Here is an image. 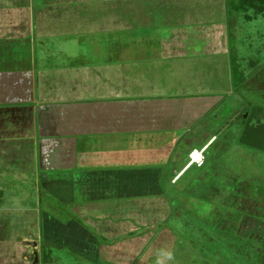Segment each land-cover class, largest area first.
Segmentation results:
<instances>
[{"label": "rangeland", "instance_id": "obj_1", "mask_svg": "<svg viewBox=\"0 0 264 264\" xmlns=\"http://www.w3.org/2000/svg\"><path fill=\"white\" fill-rule=\"evenodd\" d=\"M56 1L0 0L2 8L21 9V14L17 15L0 13L3 25L0 43L17 38L36 41L35 94L39 100H44L37 107L38 125L35 131L12 125L0 130V188L4 193L0 201V253L3 257L6 253L11 260L13 258L5 263L27 264L28 261V264H33L30 249L23 248L20 238L14 236L28 235L29 228H36L28 220L35 221L38 214L49 209L59 215L56 217L86 219V225L97 234L101 246L100 257L94 262L66 247L47 250L48 257L61 258V263L54 264H264V11L248 9L247 13L254 15L250 21L246 19V11H234L231 15V61L228 71L217 67L212 56L206 60L200 58L201 45L205 42L200 37L189 40L192 45L187 48L190 56L196 58L173 65L171 60L163 58L156 62L131 64L129 56H133L132 49L129 52L128 47L119 46L105 32L81 34V38L76 34L60 36L54 31L61 29L58 26L68 24L72 27L69 32L77 33L88 24L83 15L97 17L101 23L104 20L102 14L113 11V8L94 5L92 12L83 5L76 13L63 18L72 19L63 20L55 19L60 10L52 7ZM49 2L48 14L38 16V9ZM74 3L78 2L67 5L71 8ZM114 11L120 23L123 17L122 0L116 1ZM80 18L83 20L77 23ZM45 19L48 24L49 21L51 23L48 25L49 48L45 49L47 57L44 55L46 59L43 60L38 49L43 41L40 31ZM17 22L19 27L24 28L21 36L14 28ZM51 24L57 26L54 28ZM114 32L122 42L124 31L118 29ZM79 40L80 45L74 46V42ZM68 43L73 46L61 47ZM89 51L99 57L100 63L106 58L121 62L109 74L99 68L103 74L99 90L89 84L78 69L86 65L83 54ZM28 52L26 50V55ZM136 52L137 48L135 55ZM197 52L200 53L196 55ZM232 59L237 61L245 75L240 85L233 82ZM62 66H69V69L61 70ZM159 66L160 70H157ZM42 68H46L45 74H41ZM206 88L213 91L210 93H219L223 99L204 118L201 116L199 123L207 117V127L201 123L195 132H187L186 141L190 138L191 142L186 144L185 151L189 155L194 149L203 150L192 148V145L200 147L203 142L198 140L204 139L206 133L208 136L215 133L209 144L214 142L208 150H204L206 159L212 158V168L208 173L201 174L200 168L193 166L176 184L171 185L169 179H163V187L160 186L159 191L145 189L146 192H142L135 188L127 190L124 195L107 192L103 197L99 195L91 200L81 192L82 185L79 184L76 192H70L69 198L65 193L46 189L47 185L43 183L46 176L51 178L65 172H70V177H79L82 184L87 177L84 173L87 168H62L61 159L54 152L50 154L51 145L53 148L58 146L56 141L60 136L57 128H41V110L43 114L47 110L56 113L58 104L64 101L94 99L98 94H103L106 99H129V95L153 97L160 93H191ZM64 109H68V103ZM248 126L263 133L256 141L248 139L254 142V147L238 142V133ZM35 136L37 153L29 150L33 145L30 139ZM131 138L118 131L96 130L93 134L78 135L73 139L79 142L80 153L89 154L90 161L99 167L104 164L115 167L129 162L131 165L148 159L149 162L160 156L157 153L145 154L144 144L133 143ZM62 146L59 143V147ZM49 165L53 169H49ZM241 212L257 216L244 219ZM40 241L44 244L43 236ZM25 254L30 259H24ZM46 260L43 259L40 264Z\"/></svg>", "mask_w": 264, "mask_h": 264}, {"label": "crops", "instance_id": "obj_2", "mask_svg": "<svg viewBox=\"0 0 264 264\" xmlns=\"http://www.w3.org/2000/svg\"><path fill=\"white\" fill-rule=\"evenodd\" d=\"M74 1L78 3H74L75 6L71 8L68 7ZM74 1L57 0L56 3H53L52 7L60 8L59 15L55 16V19H63L70 13L74 14L83 5L87 9H91L92 12L94 5L112 7L113 11L104 12L102 16L106 21L103 20L101 23L98 22L97 17L87 18L83 15L88 24L83 25L80 31H76L77 33L69 32L72 27L67 26L68 24L58 26L61 29H54V31L60 36L76 34L80 35L81 38V34L105 32L108 38L116 40L115 43L119 46L128 47L129 52L132 49L133 56H129L131 64L156 62L163 58L171 60L173 65L196 58L194 55L190 56L187 48L192 45V43L189 44V40L200 37L205 41L201 45L203 50L199 55L202 56L200 58L206 60L212 56L217 67H223V69L226 68L229 71L231 61L229 50L231 38L230 17L233 14V11L230 10V0H122L123 17L119 20L120 23L117 22L116 12L114 11L117 0ZM50 3H44L38 9L37 15H47L51 7ZM0 8L1 14L5 12L12 15L21 14V9H5L1 5ZM31 13L33 14L34 11L29 14ZM45 20L40 31L43 41L38 49V54L40 52V57L43 60L46 59L44 58V55L46 56L45 49L49 48L47 45L50 36L48 25L51 23L49 21L48 24V20ZM81 20L83 19L80 18L76 21L79 23ZM18 25L17 22L14 28L18 30L21 36L24 33V28ZM2 26H0V30H2ZM52 26L55 28L57 25ZM118 29L124 31L122 42L121 39L115 36L114 31ZM31 30L34 31L32 28ZM69 40L67 42H70ZM80 41L74 42V46L80 45ZM35 44V40L23 38L1 41L0 43V130L7 127V125L25 126L34 131L37 129V107L42 105L44 100H39L35 94L37 80ZM70 45L72 44L68 43L61 47L67 48ZM135 48H137L136 55ZM26 50H29L27 55ZM199 53L197 52L196 55ZM139 54L141 57H139ZM83 56L86 57L83 61L86 65L78 69L81 75H85L84 78L89 80V84L94 85L97 89L101 86L100 79L103 75L99 72V68L101 67L102 71L109 74L113 67L121 63L113 62V60L107 58L103 63H100L98 61L99 57L90 53V51L83 54ZM200 61L202 62V60ZM160 67L157 70H160ZM68 69L69 66H65L61 70ZM45 71L46 68L40 70L41 74H45ZM210 92L213 91H208V88H206L204 91L197 89V91L191 93H187V91L185 93L173 91L172 94L168 95L160 93L153 97H146L142 94L138 96L129 95V99H106L103 94H98L95 95L97 98L94 99L64 101L63 104H58L56 113L47 110L43 114V110H41V128H57L58 136H60L59 140L56 141L58 146L53 148L51 145L50 154L52 155L54 152V155L61 159L62 168L69 166L87 168L84 172L87 177L83 179L82 184H80L81 179L79 177L75 175V177H70V172H65V174L60 173L51 178L46 176V180L43 182L44 185H47L46 189L50 188L65 193V196L69 198L70 192L73 190L76 192V186L79 184L82 185L81 192H84L91 200L107 192H115L116 194L119 192L124 195L127 190H135V188L137 190L139 188L142 192H146L145 189L149 192H156L163 187V179H169L171 185L176 184L193 166L198 167L196 164L188 166L189 155L185 150L187 149L186 144L191 141H189L190 138L186 141V138L188 137L187 132H195L199 124L202 123L207 127V117L199 123L201 116L204 118L217 103L222 101L223 98L219 93L216 95L217 93ZM66 103H68V109H64ZM96 130L125 133L132 137L130 141L133 143L144 144L143 147H146L145 151H147L145 154L157 153L160 156H156L153 161L148 162L149 159L146 162L140 161L137 163L139 165L135 163L129 165V162L115 167L105 164L99 167L97 163L90 161L89 154L80 153L79 142L76 143L73 139L78 135L93 134ZM205 135V140H198L203 144L200 147L192 145V148L208 150L214 141L211 144L209 143L216 134L208 136V133H206ZM239 135L240 132L238 133V139ZM36 137L30 139L33 142L29 149L31 152L37 151L35 148ZM6 141L12 140L7 139ZM126 141H124V144ZM59 143L63 146L59 147ZM170 144L172 145L171 148H169ZM210 160L212 158L208 157L205 160V165L199 167L201 174L208 173V170L212 168ZM49 169H53L51 165H49ZM49 174L53 175L52 173ZM136 175L138 176L135 178L137 180H133ZM115 186L117 188H114ZM3 195V189L0 188V201ZM56 216L59 215H55L49 209L44 210L43 214L37 215L35 221L28 220V223L32 226L36 225L35 229L31 227L28 235H15L14 237L20 238V242L24 244L23 248L30 249V254L38 253L39 264L41 261L43 262V259H47L44 264L61 263V258L58 259L51 255L48 257L47 253L49 251L47 250L63 249L65 247L68 250L80 253L85 259L92 262L99 259L101 246L97 234L86 225V219L81 220L76 217L64 219ZM88 220L91 221L89 218ZM42 236L44 244L40 241ZM1 254L0 263L13 260L6 253H4L5 257ZM23 257L24 259H30L27 254ZM30 260L33 261V264H38L34 263V256Z\"/></svg>", "mask_w": 264, "mask_h": 264}, {"label": "trees", "instance_id": "obj_3", "mask_svg": "<svg viewBox=\"0 0 264 264\" xmlns=\"http://www.w3.org/2000/svg\"><path fill=\"white\" fill-rule=\"evenodd\" d=\"M230 10L231 11H246V19L248 21L253 19V14L247 13L248 9H253L255 11H259L262 12L264 11V0H230ZM233 61L231 62V66H232V72H233V82L235 83V85H240L243 83L244 79H245V75L244 72H242L239 69V65L237 63V61H235L234 59H232ZM240 135H239V139L238 142L243 144V145H247L250 147H254V142L252 140H248L250 138H254V141H256L257 139H259L261 137V134H263L261 132V130L257 131L254 127L252 126H248L246 128L241 129ZM206 160V159H205ZM206 162V161H205ZM135 163V162H134ZM205 165V163H204ZM243 214V216L246 215V217H251L253 214H246L245 212H241ZM229 230V229H228Z\"/></svg>", "mask_w": 264, "mask_h": 264}, {"label": "built area", "instance_id": "obj_4", "mask_svg": "<svg viewBox=\"0 0 264 264\" xmlns=\"http://www.w3.org/2000/svg\"><path fill=\"white\" fill-rule=\"evenodd\" d=\"M204 150L194 149L189 153V162L188 166L196 164L198 167H202L205 163V154Z\"/></svg>", "mask_w": 264, "mask_h": 264}, {"label": "water", "instance_id": "obj_5", "mask_svg": "<svg viewBox=\"0 0 264 264\" xmlns=\"http://www.w3.org/2000/svg\"><path fill=\"white\" fill-rule=\"evenodd\" d=\"M38 261H39L38 253L35 252V260H34V263H38Z\"/></svg>", "mask_w": 264, "mask_h": 264}, {"label": "flooded vegetation", "instance_id": "obj_6", "mask_svg": "<svg viewBox=\"0 0 264 264\" xmlns=\"http://www.w3.org/2000/svg\"><path fill=\"white\" fill-rule=\"evenodd\" d=\"M254 213H255V212H254ZM256 216H257V215H254V214H253L251 217L249 216L248 218H256ZM243 218L246 219V215L243 216ZM33 256L35 257V254H33Z\"/></svg>", "mask_w": 264, "mask_h": 264}]
</instances>
